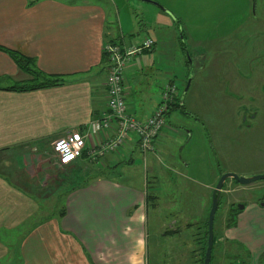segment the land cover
I'll list each match as a JSON object with an SVG mask.
<instances>
[{
    "label": "crops",
    "instance_id": "crops-1",
    "mask_svg": "<svg viewBox=\"0 0 264 264\" xmlns=\"http://www.w3.org/2000/svg\"><path fill=\"white\" fill-rule=\"evenodd\" d=\"M109 17L108 4L92 0H0V154L26 146L41 153L52 151L55 140L75 134L85 139V158L70 166L86 161L94 171L64 195L62 209L54 212L42 209L45 200L20 188L26 178L19 172L11 177L18 169L1 163L10 174L0 173V264H174L172 250L163 258V249L180 238L186 239L182 244H190V263L201 264L210 178L205 180L204 174L201 180L190 178L204 198L197 220L181 228L176 219L166 227L158 222L159 216L152 220L153 213L148 215L149 205L152 212L159 210L157 196L148 192L155 185L153 169L145 167L146 190L124 183L122 174L116 173L117 167L133 163L135 138L123 156L88 155L99 137L86 140L87 124L107 111L103 47L122 37ZM9 51L32 59L37 71L63 83L13 90L29 78ZM217 235L219 242L248 249L251 264H260L264 209L252 204L228 228L220 226Z\"/></svg>",
    "mask_w": 264,
    "mask_h": 264
},
{
    "label": "rangeland",
    "instance_id": "rangeland-1",
    "mask_svg": "<svg viewBox=\"0 0 264 264\" xmlns=\"http://www.w3.org/2000/svg\"><path fill=\"white\" fill-rule=\"evenodd\" d=\"M92 1L108 4L109 19L115 31L120 28L118 34L122 35L121 40L125 43L138 46L145 38L156 43L152 50L148 49L127 62L123 71L125 102L130 115L136 120L149 118L161 102L163 87L169 83L175 85V101L178 98L179 102L180 99L182 101V107L172 109L165 116V127L155 140V153L143 156L138 148L133 147V163L117 167L116 173L122 174L124 183L146 190L145 167H151L155 185L148 188V192L157 196L159 210L152 212L149 205V217L152 213V220L159 216L158 222H163L166 227L176 219L181 228L190 227V223L197 220L194 217L203 203L201 200L204 201L199 185L190 178L201 180L204 174V179L210 178L215 186L219 176L225 173L239 177L264 175V128L258 126L252 133L239 128L235 101L227 100L230 97L225 94L220 77L226 49L221 37L227 30L233 32L234 29L229 18L223 20L224 25L221 26L222 19L232 12L226 8L239 6L243 1ZM197 64L201 65L202 74L194 73L193 68L198 70L195 69ZM190 76L193 81L184 94L186 79ZM229 102L231 109L227 107ZM130 155L126 156V161ZM4 162L7 166L13 165L14 170L18 169L12 172V178L18 172L19 176L26 178V181L19 178L23 182L20 188L37 200H45L40 203L44 204L42 209L54 212L62 209L65 194L94 173L92 165L86 161L72 166H57L50 148L42 153L28 146L12 149L0 154V164ZM195 167L205 170L202 173ZM0 173L10 174L6 167H0ZM263 198L264 180L249 184L241 193L221 197L213 221L215 243L210 264H233L235 257L247 259L243 248L239 254H234L229 252L232 249L228 248L230 244L219 242L217 231L223 227L220 222L226 199H239L240 204H247L257 203ZM206 202L210 209L211 196L206 198ZM50 205L51 209H47ZM184 241L186 239L180 238L178 243L173 239V243L162 250L163 258L171 255L172 250L174 264H191L190 244H182ZM222 248L227 251L223 258ZM158 262L164 263V260Z\"/></svg>",
    "mask_w": 264,
    "mask_h": 264
},
{
    "label": "flooded vegetation",
    "instance_id": "flooded-vegetation-1",
    "mask_svg": "<svg viewBox=\"0 0 264 264\" xmlns=\"http://www.w3.org/2000/svg\"><path fill=\"white\" fill-rule=\"evenodd\" d=\"M242 1L243 2L240 3L239 6L226 8V10H230L232 12L224 15V18L222 19L221 26H223V22L229 18L230 23L234 24V29L233 32L227 30L221 37L222 41L225 42V46L223 48L226 49L224 51V57L222 56V72L220 73V77L222 88L227 97H230V99L227 100L235 101L236 112L238 114L237 125L242 131L252 133L258 126H263L262 128H264V0ZM228 47L229 50L227 49ZM191 65H193V63H190V66ZM196 68L198 69L197 71L193 68L194 73H201V65L197 64L195 69ZM192 81L193 77L190 76V83H192ZM227 105V107L231 109V103L229 102ZM180 106L182 107V105ZM223 175L224 174H221L219 179ZM232 183L235 185L232 186ZM226 184H228V186H226ZM249 184H240L232 178H227L223 182L220 189L216 211L219 208L221 197L234 193H241L242 191L247 190V186ZM216 185L214 186L213 184L210 190L211 199ZM238 200L236 199L234 201H230L229 199H226L225 210L223 211L224 214L220 222L223 228H228L231 225V222L235 221V219L242 213L248 211L252 204L256 205L257 208L264 209V198L257 203L249 202L247 204H240V201ZM210 209L206 211L204 234L206 233L208 227ZM214 243L215 239L213 234V246ZM228 248H232L229 252L234 254H239L243 248L247 254V259L245 260L240 257H235V262L233 264H251L252 255L248 249H245L238 244L237 246L231 244ZM224 254H227V251L222 248V258ZM236 258H238L239 261H236ZM258 262L263 264L264 252L259 256Z\"/></svg>",
    "mask_w": 264,
    "mask_h": 264
},
{
    "label": "built area",
    "instance_id": "built-area-1",
    "mask_svg": "<svg viewBox=\"0 0 264 264\" xmlns=\"http://www.w3.org/2000/svg\"><path fill=\"white\" fill-rule=\"evenodd\" d=\"M154 42L144 39L138 46L132 43L108 42L103 47L106 61V108L101 117L87 124L85 138L99 137L97 145L89 146L88 155L94 159L106 152L122 154L130 147V141L136 139L137 148L143 156L153 153L155 140L165 127V116L175 102L176 88L173 84L164 86L161 102L154 113L140 121L133 118L126 106L123 88V71L127 62L151 49ZM53 161L57 166H68L79 159L85 149V139L75 134L55 140L51 146Z\"/></svg>",
    "mask_w": 264,
    "mask_h": 264
},
{
    "label": "trees",
    "instance_id": "trees-1",
    "mask_svg": "<svg viewBox=\"0 0 264 264\" xmlns=\"http://www.w3.org/2000/svg\"><path fill=\"white\" fill-rule=\"evenodd\" d=\"M9 54L12 57V59L15 62L16 66L18 67V69L22 73H24V74L28 75L29 77H31V79L26 81V83H24V84H22V85H20V86H18L16 88H12L13 90H35V89H42V88H46V87L58 86V85H61L63 83V81L58 79L56 76H48V75L43 74L40 71H37L34 68V65H33L34 61L32 59H30L28 57H25V56H23V55H21L19 53L13 52V51L12 52L9 51ZM178 107H181L180 103H179V98L177 99V102L175 101L174 104H172V106L169 109V112L172 109H175V108H178ZM94 144L97 145L98 143H94ZM111 153H114L117 156H123L124 155V153H122V154H118V153H115V152H111ZM84 158H85V151L82 152L81 157L79 159H77L75 162H78L79 160H84ZM68 166H70V165H68ZM78 185H80V184H77L76 186H78ZM203 238H204V242H203V246H202V249H201V251H202L201 252V264H203V259H204V253H205V248H206V239H207V231L204 234Z\"/></svg>",
    "mask_w": 264,
    "mask_h": 264
},
{
    "label": "water",
    "instance_id": "water-1",
    "mask_svg": "<svg viewBox=\"0 0 264 264\" xmlns=\"http://www.w3.org/2000/svg\"><path fill=\"white\" fill-rule=\"evenodd\" d=\"M189 85H190V78H188L186 81L185 88H184V94L187 92ZM181 103L182 101L180 99V105ZM227 178H232L240 184H249L256 180H263L264 175L253 176L250 178L238 177L235 174H224L223 176H221L212 194V206H211L209 216H208L207 240H206V248H205V253H204L203 264H210V261H211V252H212V247H213V227H212L213 219H214V214H215L217 204H218V197L220 194V189L223 185V182Z\"/></svg>",
    "mask_w": 264,
    "mask_h": 264
}]
</instances>
